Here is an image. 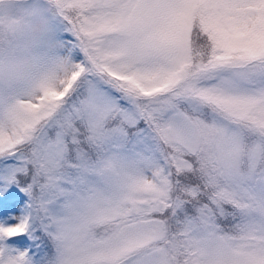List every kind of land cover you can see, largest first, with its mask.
<instances>
[{"label": "snow or ice", "instance_id": "6c2138e0", "mask_svg": "<svg viewBox=\"0 0 264 264\" xmlns=\"http://www.w3.org/2000/svg\"><path fill=\"white\" fill-rule=\"evenodd\" d=\"M0 264H264V0H0Z\"/></svg>", "mask_w": 264, "mask_h": 264}]
</instances>
